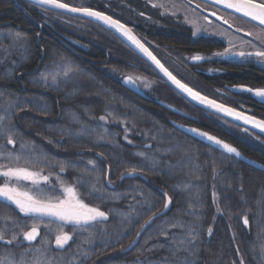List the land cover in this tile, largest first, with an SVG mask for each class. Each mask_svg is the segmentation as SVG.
I'll return each instance as SVG.
<instances>
[{"label":"trees","instance_id":"trees-1","mask_svg":"<svg viewBox=\"0 0 264 264\" xmlns=\"http://www.w3.org/2000/svg\"><path fill=\"white\" fill-rule=\"evenodd\" d=\"M126 58H134L126 43L96 21L0 0V165L19 156V166L49 178L42 190L54 186L61 198L70 185L107 214L80 227L34 221L0 201V264H264V171L190 137L173 125L175 113L122 86ZM46 68L53 86L41 79ZM140 88L192 113L170 87ZM210 131L264 165L261 142ZM163 192L169 209L128 249L163 208ZM36 225V239L25 241ZM62 234L71 238L61 248Z\"/></svg>","mask_w":264,"mask_h":264},{"label":"flooded vegetation","instance_id":"flooded-vegetation-1","mask_svg":"<svg viewBox=\"0 0 264 264\" xmlns=\"http://www.w3.org/2000/svg\"><path fill=\"white\" fill-rule=\"evenodd\" d=\"M58 1L77 8L89 7L119 20L131 28L153 55L182 83L218 103L264 121V103L249 92L240 90L264 88V62H260L255 56L240 57L233 54L241 51H264V25L205 0H168L169 2L163 5L161 2L151 3L148 0ZM197 5L200 7H196ZM213 12L216 14L212 15ZM122 19L126 20V23ZM179 34L183 37L179 38ZM171 35L175 37V41L169 40ZM249 42L254 47L249 46ZM225 48L229 49V55H216L222 53ZM126 51L134 57L133 60L126 58V77L133 79L137 87L171 88L160 74L127 44ZM77 56L81 57L78 53ZM194 56L203 59L193 61ZM137 77L142 80L138 82ZM148 97L147 100H157ZM188 102L197 111L193 108L192 113L180 111L195 120L175 113L174 122L194 126L215 136L216 132L210 130L217 127L220 133L230 138L242 140L240 135H243L264 144L261 137L263 135L250 129L246 131L243 126ZM229 143L235 146L233 142Z\"/></svg>","mask_w":264,"mask_h":264},{"label":"snow or ice","instance_id":"snow-or-ice-1","mask_svg":"<svg viewBox=\"0 0 264 264\" xmlns=\"http://www.w3.org/2000/svg\"><path fill=\"white\" fill-rule=\"evenodd\" d=\"M39 3L44 5H49L56 9H64L71 13H81L86 17L93 18L96 21L103 22L109 28L114 29L122 37L126 38L136 49L139 50L161 73L164 77L171 82L181 93L185 94L187 98H190L193 102H196L205 109H211L217 114H222L224 117L232 118L234 121L242 122L245 126H251V128L259 129L261 132H264V121L256 119L254 116L246 115L244 112L237 111L231 107H227L222 103H218L214 99L202 95L199 91H195L192 87H189L187 84L182 83L179 79L176 78L165 66L161 63L159 59L153 52L145 46L134 34L131 28L127 27L124 23L120 22L117 19L112 18L109 15L104 14L100 11H94L89 7H70L67 3L58 2V0H38ZM216 4H222L226 9H232L237 13H241L244 17L250 18L252 21L258 22L260 25H264V0H237V2L232 3L229 0H213ZM196 7H200L197 5ZM216 13L213 12L212 15ZM143 15V13H141ZM16 39L19 40V34H17ZM249 46L254 47V45L249 42ZM229 49L225 48L222 53H217V56H227L229 55ZM240 57L244 56H255L260 62H264V51L257 50L253 52H238L233 53ZM193 61H199L203 58L200 56H194ZM61 62L64 68L71 70L70 63L61 58ZM52 77V85L48 84L49 77ZM41 79L44 84L47 86H53L57 82V76L53 75L47 68L45 72L41 73ZM39 82V81H37ZM131 82L130 78L125 80V83ZM147 86V85H146ZM241 91H247L252 93L255 97L264 98V88L262 89H251V88H241ZM4 117H0V120H3ZM104 117H101L103 120ZM248 131V129H245ZM5 133L11 131V128L5 127L3 129ZM192 132L197 133L198 135L204 137L209 142L214 143L215 145L221 147L228 154H234L236 157H239L241 154L237 151L235 147L230 146L228 143H225L218 139L215 136L209 135L204 132H197L196 129H191ZM7 143L13 145L14 141L12 138H8ZM131 143V141H129ZM4 159L8 161V165H0V177L5 179V183L0 185V199H3L9 204L14 205L18 209L19 213L25 217H31L34 221L42 220L43 218H51L60 221L62 224H70L83 227L89 225L92 222L98 220H107V214L97 207H90L88 204L84 203L82 199L79 198L77 189L71 186H64L62 191L64 193V198L55 196L54 186L50 189L51 195L48 191L41 189L42 183H47L48 177L41 176L39 172L31 171L28 167L19 166V161L21 157H13L11 153L3 156ZM39 161H33V163H38ZM119 162V161H118ZM90 164H94L93 161H89ZM16 164L17 166H12ZM61 171L64 170V165H61ZM136 167H140L137 165ZM135 168L133 169V172ZM133 173H129L132 175ZM12 181H16V184H12ZM27 182L32 185L33 188L27 191L22 190L20 182ZM164 198V210L171 205V197L167 192L161 193ZM131 207V206H130ZM162 213L154 214L149 218L148 221H145L141 225V230L143 231L147 228L155 219L158 218ZM247 219L244 220V224L247 225ZM142 231L137 233V238L142 235ZM211 231V230H210ZM38 235V225L33 226L31 230L25 231L23 233V239L25 241H33ZM71 237L67 234L57 235L55 238V244L57 247H63ZM4 237L0 235V240H3ZM7 243L11 244L12 241ZM135 243V241L133 242ZM240 264H245L243 260L240 261Z\"/></svg>","mask_w":264,"mask_h":264},{"label":"water","instance_id":"water-1","mask_svg":"<svg viewBox=\"0 0 264 264\" xmlns=\"http://www.w3.org/2000/svg\"><path fill=\"white\" fill-rule=\"evenodd\" d=\"M25 1H28V2H30V3H32V4H34V5H36V6H38V7H41V8H44V9H48V10H52V11H56V12H59V13H62V14H67V15H72V16H78V17H84V18H87V19H91V20H93V21H96L95 19H93V18H89V17H86V16H84L83 14H81V13H71V12H68L67 10H64V9H56V8H54V7H51V6H49V5H44V4H41V3H39L38 2V0H25ZM205 1H207V2H210V3H213V4H216V3H214L213 2V0H205ZM58 2H60V1H58ZM229 2H232V3H235V2H237V0H229ZM62 3V2H61ZM216 5H220V6H223L222 4H216ZM70 6V5H69ZM70 7H73V6H70ZM224 7V6H223ZM77 8V7H76ZM93 10V9H92ZM230 10H232V9H230ZM94 11H96V10H94ZM234 11V10H233ZM239 14H241V13H239ZM96 22H98V23H100V24H102V25H104L105 27H107L108 29H110L112 32H114L123 42H125L129 47H131L140 57H142L146 62H148L159 74H160V76L171 86V88L172 89H174L178 94H180L182 97H184L185 99H187L188 101H190L191 103H193V104H195V105H197V106H199V107H201V108H203L204 110H206V111H209V112H212V113H214V114H216V115H218V116H221V117H223V118H225V119H227V120H229V121H231V122H233V123H236V124H238V125H241V126H243L244 128H247V129H250V130H252V131H254V132H257V133H259V134H261V135H263L264 136V132H261L259 129H256V128H251V126L249 125V126H245V125H243L242 124V122H237V121H234L232 118H229V117H224L222 114H217V113H215L213 110H211V109H205L204 107H202V106H200L199 104H197L196 102H193L190 98H187L186 97V95L185 94H183V93H181L178 89H176L175 88V86L174 85H172L171 84V82L167 79V77H164L163 76V73H161L160 71H159V69H157L156 67H155V65H153L152 63H151V61H149L148 59H147V57H145L142 53H140L139 52V50L138 49H136L135 48V46H133L129 41H127L124 37H122L119 33H117L114 29H111V28H109L106 24H104L103 22H100V21H96ZM134 34V33H133ZM135 35V34H134ZM136 36V35H135ZM137 37V36H136ZM138 38V37H137ZM139 39V38H138ZM128 78H130V77H123L122 79H121V85L122 86H124L126 89H128L129 91H131L132 93H134V94H136V95H138L139 97H142V98H146V99H148L149 97L144 93V91H142L139 87H137V85H136V83L133 81V79H131L130 78V80H131V82H128V83H125V80L126 79H128ZM254 98H256V99H258L260 102H263L264 103V98H258V97H255L252 93H250ZM155 102H156V104H158V105H160V106H162V107H164V108H166V109H168L169 111H171V112H173V113H177V114H179V115H181V116H184V117H187V118H189V119H192V120H195V118L194 117H192V116H190V115H187V114H185L184 112H182V111H180V110H178L177 108H175L174 106H172V105H170V104H168L167 102H164V101H162V100H155ZM257 119V118H256ZM258 120H260V119H258ZM172 123H173V125L176 127V128H178L179 130H181L182 132H184V133H186L187 135H189L190 137H193L194 139H196V140H198V141H200V142H202V143H204V144H206V145H208V146H211L212 148H214V149H216V150H218V151H220V152H222V153H224V154H227V155H230V156H233L234 158H236L237 160H239V161H241V162H243V163H245V164H248V165H250V166H252V167H254V168H257V169H260V170H263L264 171V165L263 164H261V163H259V162H257L256 160H254V159H252V158H250V157H248V156H246V155H244L238 148H236L235 146H233L232 144H230L229 142H227L226 140H223V139H221V138H219V137H217V136H215V135H213V134H211V133H209V132H206V131H204V130H201V129H199V128H196V127H194V126H188V125H184V124H181V123H178V122H174V121H172ZM191 129H196L197 130V132H204V133H207V134H209V135H212V136H215V137H217L218 139H220L221 141H223V142H225V143H228L230 146H232V147H235L236 149H237V151L241 154L239 157H236L234 154H228V153H226V151L225 150H223L221 147H219V146H217V145H215L214 143H211V142H209L207 139H205L204 137H202V136H200V135H198L197 133H194V132H192L191 131ZM129 173H133L132 175H129ZM136 173L135 172H126V173H124L122 176H121V178H124V177H129V176H133V175H135ZM0 201H3L4 203H6V204H8V205H10V206H12V207H14L15 208V206L14 205H11V204H9V202H7V201H5V200H3V199H0ZM169 209V208H168ZM167 209V210H168ZM166 211L164 210V206H163V208L159 211V212H157V213H165ZM156 213V214H157ZM153 216V215H152ZM151 216V217H152ZM47 218V217H46ZM51 219V218H50ZM149 220V219H148ZM147 220V221H148ZM142 230L140 229V231L139 232H141ZM137 240H138V238H137V235L135 236V238L133 239V241L128 245V249L129 248H131L136 242H137ZM135 241V243H133Z\"/></svg>","mask_w":264,"mask_h":264},{"label":"rangeland","instance_id":"rangeland-1","mask_svg":"<svg viewBox=\"0 0 264 264\" xmlns=\"http://www.w3.org/2000/svg\"><path fill=\"white\" fill-rule=\"evenodd\" d=\"M148 1H150L151 3H155L156 1H157V3H160L161 2V4L163 5V4H167L169 1L168 0H148ZM165 6V5H164ZM126 75H122V77H121V79L123 78V77H125ZM137 79H138V82L139 81H141L142 79H139V77H137ZM30 170V169H29ZM31 171H33V170H31ZM36 172H38V171H36ZM40 173V172H39ZM41 174V176H44L42 173H40ZM5 183V179L3 178V182L0 184V185H2V184H4ZM12 184H16V181H12L11 182ZM20 186H21V188H22V190H25V191H27V190H29V189H32L33 188V186L32 185H30V184H28L27 182H23V181H21L20 182ZM41 186H42V184H41ZM68 186H70V185H68ZM64 186H62L61 187V198H64V193H63V191H62V188H63ZM72 187V186H71ZM63 235V234H62Z\"/></svg>","mask_w":264,"mask_h":264},{"label":"bare ground","instance_id":"bare-ground-1","mask_svg":"<svg viewBox=\"0 0 264 264\" xmlns=\"http://www.w3.org/2000/svg\"><path fill=\"white\" fill-rule=\"evenodd\" d=\"M126 39V38H125Z\"/></svg>","mask_w":264,"mask_h":264}]
</instances>
